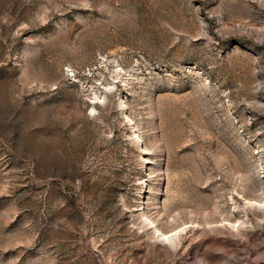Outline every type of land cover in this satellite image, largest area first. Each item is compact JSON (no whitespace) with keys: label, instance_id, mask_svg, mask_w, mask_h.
Listing matches in <instances>:
<instances>
[{"label":"rangeland","instance_id":"374dc122","mask_svg":"<svg viewBox=\"0 0 264 264\" xmlns=\"http://www.w3.org/2000/svg\"><path fill=\"white\" fill-rule=\"evenodd\" d=\"M0 264H264V0H0Z\"/></svg>","mask_w":264,"mask_h":264}]
</instances>
